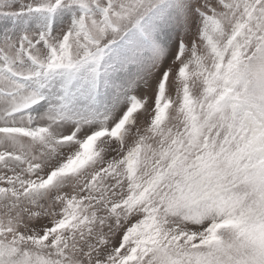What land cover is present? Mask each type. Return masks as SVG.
I'll return each instance as SVG.
<instances>
[{"label":"snow or ice","instance_id":"6c2138e0","mask_svg":"<svg viewBox=\"0 0 264 264\" xmlns=\"http://www.w3.org/2000/svg\"><path fill=\"white\" fill-rule=\"evenodd\" d=\"M0 264H264V0H0Z\"/></svg>","mask_w":264,"mask_h":264}]
</instances>
